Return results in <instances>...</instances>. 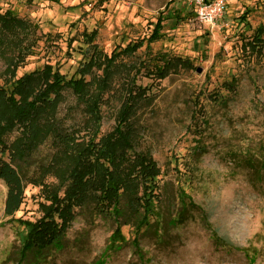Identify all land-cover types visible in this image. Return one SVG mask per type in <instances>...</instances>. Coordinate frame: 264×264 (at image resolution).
Here are the masks:
<instances>
[{"label": "rangeland", "instance_id": "obj_1", "mask_svg": "<svg viewBox=\"0 0 264 264\" xmlns=\"http://www.w3.org/2000/svg\"><path fill=\"white\" fill-rule=\"evenodd\" d=\"M7 11L22 21L28 35L0 30V40H5L0 49V88L5 87L6 96L17 78L45 65L70 78L84 63L100 59L101 53L110 57L143 41L134 55L116 56L108 65H118L119 87H133L137 76L136 85L150 89L154 101L137 115L142 133L138 147L149 150L158 162L164 173L161 185L168 183L162 188L166 195L175 196L174 180L184 169L181 164L176 168L174 158L182 161L194 145V113L207 114L214 137L205 139L208 152L196 164L192 186L187 188L202 212L190 210L183 225L165 226L159 239L156 219H151V229L139 236V251L133 245L134 228L123 225V247L110 250L118 223L84 210L68 231L61 252L46 254L39 263L31 254L24 264H264V184L252 187L243 172H233L221 153L232 137L257 138L264 132V42H257L255 50L251 47L257 36L264 39V0H225L223 17L212 23L199 21L191 0H0V13ZM159 19L165 21L150 43ZM21 39L25 41L13 46ZM26 46L33 53L24 66L15 75L6 73V58L18 59V48H24V55L29 51ZM176 59L191 66L177 68L162 80L149 76L157 65ZM103 69L105 64L93 66L87 79ZM232 81L237 88L229 107L218 108V97L230 95ZM65 98L60 115L70 111L82 122L74 96L66 93ZM121 105L115 95L102 107L103 135L113 130ZM17 135L6 142L12 143ZM54 151L46 143L21 168L28 186L16 219L36 222L42 217L41 189L28 182ZM4 160L11 161L8 154ZM6 195L0 180V264H17L27 230L5 216ZM168 206L177 207V200L165 203V212Z\"/></svg>", "mask_w": 264, "mask_h": 264}, {"label": "trees", "instance_id": "obj_2", "mask_svg": "<svg viewBox=\"0 0 264 264\" xmlns=\"http://www.w3.org/2000/svg\"><path fill=\"white\" fill-rule=\"evenodd\" d=\"M163 20L159 19L156 24L150 43L156 38ZM0 30L9 34L12 30H18L28 35L22 21L10 11L0 13ZM24 41L21 39L13 43L8 40V43L14 46ZM262 41L264 39L257 36L251 43L252 49L260 46L257 42ZM4 44L5 40H0L1 50ZM142 44L143 41L129 45L110 57L101 53L100 59L84 63L70 78L52 65H45L40 70L17 78L12 83L9 95L6 96L5 87L0 88V180L7 188L4 213L11 223H18L27 230L17 264H24L31 254L39 263L46 254L61 252L68 231L84 210L95 217L112 218L118 223L110 240V250L117 251L123 247V225L134 228L136 238L133 245L139 251V236L143 235L145 229L150 230L154 224L156 237L162 239L165 226L175 228L183 225L190 210L201 211L187 188L192 186L196 164L208 152L205 139L214 138L211 119L206 113L193 114L194 145L182 161L174 158L176 168L181 164L184 169L174 180L177 182L175 196L166 195L162 188L168 183L161 185L160 177L164 173L158 162L149 150L138 147L142 133L137 115L153 103L150 89L137 86V76L132 79L133 87H119L115 84L118 65H108L115 62L116 56L134 55ZM26 47L29 51L24 55V48H18V59L6 58V73L15 75L24 66L30 53H33L30 46ZM103 64V73L88 80L91 68H100ZM187 65L191 66L181 59L166 60L163 66L154 67L149 76L162 80L171 71ZM236 88V81L229 83L230 95L218 97L216 106L227 109L233 98L231 93L235 94ZM66 93L74 96L76 106L83 114L82 122H78L70 111L64 117L60 115ZM115 95L119 96L122 105L116 114L113 130L103 135L102 107ZM15 133L18 134L16 139L7 143L6 139ZM48 142L54 148V154L49 163L39 167L33 181L28 182L41 189L39 209L42 217L36 222L16 219L25 202L28 186L21 168ZM228 142L221 153L232 164L233 172H243L254 188L263 185L264 132L257 138L246 134L238 139L232 137ZM6 154L10 162L4 160ZM171 200H177V207L168 206L165 212L162 206ZM151 219H156V222L152 224Z\"/></svg>", "mask_w": 264, "mask_h": 264}, {"label": "built area", "instance_id": "obj_3", "mask_svg": "<svg viewBox=\"0 0 264 264\" xmlns=\"http://www.w3.org/2000/svg\"><path fill=\"white\" fill-rule=\"evenodd\" d=\"M196 6L199 21L212 23L217 17H223L225 0H191ZM220 19V18H219ZM218 20V19H216Z\"/></svg>", "mask_w": 264, "mask_h": 264}]
</instances>
